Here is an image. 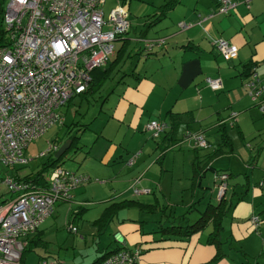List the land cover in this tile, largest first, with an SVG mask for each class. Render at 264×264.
I'll use <instances>...</instances> for the list:
<instances>
[{
  "label": "crops",
  "instance_id": "0c3cea01",
  "mask_svg": "<svg viewBox=\"0 0 264 264\" xmlns=\"http://www.w3.org/2000/svg\"><path fill=\"white\" fill-rule=\"evenodd\" d=\"M166 1L150 0L153 14L148 13V19H144V28L137 27L134 37H131V19L130 31L117 41L116 52L107 66L120 55L118 51L123 46V58L113 67L109 77L113 73L120 74L117 83H123V90L119 94L113 91L106 98L109 110L104 120L100 118L99 127L93 129L97 138L84 155L86 161L91 152L99 147L92 154V163L97 170H73L89 175L90 182L74 190L71 200L56 203L54 214L28 239H41V242H34L33 250L25 254L21 264H29L31 252L38 254L36 264L44 260L57 264H96L105 252L122 248L141 250L134 264H264V111L249 95L246 85L249 77L245 74L246 65H254L264 85V0H235L237 6L228 14L217 11L218 0H179L173 9L162 16L160 7ZM131 4L132 0H128V8ZM182 22L191 26L183 28L180 26ZM221 38L238 46L236 58L226 60L220 55L214 44ZM159 39L165 42L155 45L152 50L142 44ZM134 42H137V46L134 45L137 62L135 58L131 59L134 50H130V47ZM207 77H221L223 88L212 90L206 83ZM111 96L115 98L110 104ZM89 97L79 96V102ZM151 120L165 121L169 125L168 131L172 124L179 125L177 131L169 135L175 142L164 151L161 144L164 140L161 138L165 134L157 139L151 136V151L143 154L141 150L134 154L130 146L139 144L145 148L149 145L143 135L149 133L146 126ZM221 124L226 126L232 151L213 156L216 148L223 143L219 131ZM76 128L79 127L74 126V131ZM188 130L204 134L209 147L194 149L184 134ZM126 137H129L127 141ZM197 158L202 165L207 164V169L201 181L192 188L193 162ZM153 162L159 166L156 180L144 178V174L120 179L127 177L124 174L127 171L134 172L141 167L143 171L140 174H146ZM177 164H181L182 169L174 176ZM220 172L229 174L223 196L229 208L223 220L224 230L219 248L209 243L212 231L210 224L189 236L157 232L160 223L174 221L176 225L191 224L200 217L209 203L218 204L217 173ZM209 173L213 174L210 186L204 185L203 180ZM168 175L172 176L169 180ZM93 176H99L103 181L96 185L92 182ZM175 181L184 186L187 184L183 194L190 195L188 201H172L171 196L179 191L174 193L171 187L165 189L164 185L172 186ZM122 183H125L123 189L116 186ZM134 185L148 188L151 193L137 196L133 192ZM208 194L215 197L216 201L213 202L211 198L202 209L197 204ZM123 199L148 204L157 199L165 213L151 214L136 208L139 211L136 217H130L129 214L122 217L121 213L128 210L124 209L105 229H99L94 221L110 203ZM88 203L94 204L98 210L93 219L87 220V224L84 221L79 227L83 220H80L85 211L83 209H86ZM178 204L184 208L181 213L177 212ZM192 211L197 213L193 221L191 217L195 214L190 215ZM142 213L147 216L143 218ZM65 214L67 225H78L76 232L68 228L69 233L80 234V241L85 245L91 244L88 256L91 261H85L83 254L77 256L76 253L69 259L54 256L49 261L48 254L39 252L41 249L47 251L49 246L45 240L47 228L57 224ZM254 217L261 220L258 228L252 224ZM109 228L113 238L106 236L105 239L103 234ZM72 239V246H76L77 237L73 236Z\"/></svg>",
  "mask_w": 264,
  "mask_h": 264
},
{
  "label": "built area",
  "instance_id": "2783aa9c",
  "mask_svg": "<svg viewBox=\"0 0 264 264\" xmlns=\"http://www.w3.org/2000/svg\"><path fill=\"white\" fill-rule=\"evenodd\" d=\"M127 1L116 0L117 5L106 15L107 0H8L4 13L6 43L0 46V162L5 167L28 164L25 150L29 144L64 122L59 110L83 94L92 81L93 70L105 67L114 56L116 42L131 28ZM218 3L221 14L237 6L235 0ZM180 26L187 28L191 24L182 22ZM164 42L148 40L146 45L152 50ZM214 45L226 60L238 56V46L226 39ZM206 83L214 91L223 88L221 77H207ZM246 85L251 98L264 111V85L255 68ZM167 129V123L160 120H151L146 126L154 139ZM185 137L194 148L206 149L210 145L202 133L186 132ZM59 148L50 143L41 156ZM217 178L221 199L229 174L220 172ZM90 180L89 175L62 165L51 170L43 185L8 176L5 183L17 197L0 205V264H21L28 239L54 214L56 203L71 200L73 191ZM133 192L139 196L151 190L134 185ZM260 223L258 217L252 218L255 228ZM70 229L76 230L73 226ZM140 254L141 250L122 248L102 264H134ZM41 264L57 263L44 260Z\"/></svg>",
  "mask_w": 264,
  "mask_h": 264
},
{
  "label": "rangeland",
  "instance_id": "374dc122",
  "mask_svg": "<svg viewBox=\"0 0 264 264\" xmlns=\"http://www.w3.org/2000/svg\"><path fill=\"white\" fill-rule=\"evenodd\" d=\"M8 0H4V4L3 6L6 8V4H7ZM117 5V2L115 0H108L105 6V14L108 15L110 9ZM125 8L127 9L128 13H130V19H132L133 22V28L130 31V35L131 37H134L135 35V31L137 29V27L140 29H143L144 26H142L145 21L144 19L147 18L148 19V13H152L153 14V7L152 4H150V0H132V4L131 7L128 8L127 4L125 5ZM152 18V16H151ZM140 29H139V33H140ZM146 30V28H145ZM119 42H116V45L118 46ZM141 44V43H139ZM142 44L146 45V42H143ZM134 45L137 46V42H134L130 47V50H134ZM136 51L134 50V53H132V57L131 59L135 58V62H137V58H136ZM113 73V75L111 76V78H109L107 81H105V83L100 86V88H98L95 92V96L90 95V97L88 98V100H83V102H79L80 98H75L73 100V102L70 104V106H65L62 107L59 111L60 113H62L63 116L66 115V117L64 118V122L62 124H56L53 127H51L42 137L34 140L32 143L29 144V146L27 147L26 151V158L28 159V164L25 166H21V165H15L12 167H5L1 162H0V205L5 204L6 202L11 201L12 199L17 197V193H12L10 192L7 184L5 183V180L8 178V176L13 175V174H22V175H27L31 172L36 171L40 164L42 163V161L46 160V158L41 156V153L45 152L48 148L49 145L51 143V139L54 138L55 136H63L65 130H66V126H68L72 121L75 122H79L80 127L82 128L81 132H79V128H76V132L79 134H81V139L80 142L78 144L79 150L78 148H72L71 150H69L62 158L61 161V165L66 168L69 169L71 171L73 170H78L79 171H84V169H91V170H97L95 168L96 165L94 163H92L94 161V155H92L93 153H95V151L99 148L98 146L95 148V150H93V153L91 152V155L89 157V159H86V161H84V155L86 153V151L88 149H90L92 143L96 140L97 135H96V131H94L93 129L96 127H99L100 124V118H103L104 120V116L107 113V111L109 110V103H107V97L110 96L112 94V92L114 91V93H121V91L123 90V83H121L120 85H118V80L120 79V74H116ZM118 75H120L118 77ZM115 98V96H111L109 99L110 104L113 102V99ZM107 100V101H106ZM105 103V104H104ZM77 114V116L75 115ZM100 115V117H98ZM76 116V118H75ZM98 117V118H97ZM75 118V119H74ZM98 120V121H97ZM90 125L89 127L86 126ZM145 133V132H144ZM143 133V134H144ZM142 134V133H141ZM144 140H147L149 145L145 146V148H142V146H139V144H136V146H130L129 149L131 151L134 152V154L139 153L141 150L143 151L142 153L144 154V152L147 154L149 151H151L152 146V141L151 140V134H147V135H143ZM129 139V137H126V141ZM101 140V139H99ZM83 147V148H82ZM137 156V155H136ZM135 157V156H134ZM132 160V158L130 159ZM154 160V157H153ZM148 164V163H147ZM151 165L152 168L145 174V172H141L143 171L142 167L137 168L136 166V170L133 172V174H130L132 172L127 171V173H124L125 175H127V177L125 178H120L121 180H125L128 179L129 176H134V175H142L144 174V178H147L149 180H156L158 177V171H159V166L156 163H152ZM178 168L175 169V175H177V173H179V170L182 169V165L177 164ZM83 166V168H82ZM124 164L122 163L121 168H123ZM180 168V169H179ZM138 173V174H137ZM47 174H50L47 173ZM173 175V174H172ZM97 177V178H96ZM172 176L168 175V180L171 179ZM49 178V175H48ZM92 182L94 184H98L99 181H103L100 179L99 176H93L92 177ZM204 180V185H212L213 182V174L209 173L207 174V176L203 179ZM138 182V181H137ZM167 182V181H166ZM177 181H175V183L172 184V186L169 184L168 186L165 184V189H169L171 187L172 191L175 193L176 191H179L176 194H173L171 196V199L173 202H181L182 200L184 201H188L190 198V195L188 194H183V189L184 187H187L185 184H181V183H176ZM150 184V183H149ZM152 185V187H154V184H150ZM117 187H122V189L125 186V183L122 184H116ZM154 189L156 190L157 187H154ZM127 196H129V194H126ZM150 198V196H147V198ZM212 198V201L215 202V197H210V195L208 194L207 197H205V199L201 202L198 203L197 205L200 206V208L204 209L205 205L207 202H209V200ZM146 199V198H145ZM87 206L85 207L86 209L84 211V214L81 216L80 220L83 218V220L80 221V225L79 227H81V224L85 223L87 224V220H91L93 219L96 215V209L94 204H86ZM89 206V207H88ZM177 207V212L181 213V211H183V206L181 204L176 205ZM130 212V213H129ZM126 214H129L130 217H136V215L139 214V211L136 208H130L128 209L126 212H122L121 216L124 217ZM195 214L193 216V218L191 217V221L194 220V217L197 216L196 211H192L190 213V215ZM188 215V216H190ZM141 216L143 218H145V216H147L146 214L142 213ZM196 219V218H195ZM79 221V219H78ZM195 221V220H194ZM71 225H67V221H66V214L64 216H62L57 224L52 225L51 227H48L46 230V236H45V240H47L49 242V246L46 250L41 249L39 252L41 254H48L50 257H47L49 259V261L51 259H53L54 256L59 257L61 259H69L72 258V256L74 255V253L77 254V256H80V254L84 255V260H88L91 261L90 258H88V256H90L89 254L91 253V244L89 245H85L83 241H80V234H71L69 233L68 228L70 229ZM78 228V225L76 224L75 229ZM71 230V229H70ZM77 231V229L75 230V232ZM73 236L77 237L76 239V246H72V242H73ZM113 238V235H111V228L108 229L107 233L103 234V238L106 239ZM30 261L29 264H36L37 262V253L31 252L30 253Z\"/></svg>",
  "mask_w": 264,
  "mask_h": 264
},
{
  "label": "trees",
  "instance_id": "16d2710c",
  "mask_svg": "<svg viewBox=\"0 0 264 264\" xmlns=\"http://www.w3.org/2000/svg\"><path fill=\"white\" fill-rule=\"evenodd\" d=\"M179 0H167L165 2V4H163V6L160 7V15H166L171 9H173L177 4H178ZM4 4V0H0V46L4 45L6 43L5 40V28H4V13H5V7L3 6ZM124 47L122 46L121 49L118 51V53H120L119 56H117L111 63L109 66H105L102 68H96L95 70H93L92 72V81L88 87V89L83 93L80 94L78 96L73 97L69 103L66 106H70V104L73 102V100L76 97H87L89 95H92L96 92V90L98 88H100V86H102L105 81L108 80V78L111 75V71L113 70V67L116 66L119 61L122 60L123 58V52ZM253 69H254V65H246V70H245V74L246 77H250L251 74L253 73ZM62 114V113H61ZM63 116V115H62ZM64 117V116H63ZM177 117V116H176ZM168 125V123H167ZM74 126L80 127L79 122H75L73 121L72 123H70L68 126H66V130L63 134V136H55L54 138H52L51 143L52 144H57V145H62L66 140L71 139L72 140V148H80L78 146L80 139H81V134H79V132H81L82 128H79V132L77 133L76 131H74ZM86 126L88 127V125L86 124ZM179 125L177 124H172V126H170V131H168L169 129V125H168V129L165 131V135L161 138L164 141L161 143L163 145V150L165 151L167 148L171 147L174 142L175 139L173 140V137H169L170 133H173L175 131H177ZM221 132V137L223 140L222 146L219 145L213 156H216L218 154L221 153H229L232 151L231 148V143H230V139L228 138L227 135V130H226V126L224 124L220 125V130ZM186 132H191L190 130L186 131ZM186 132L184 134H186ZM198 133V132H196ZM160 139V140H161ZM70 149V150H71ZM196 150L200 149V148H194ZM55 153H49L46 155V157L44 156V158H46V160L42 161V163L40 164L39 168L34 171L29 173L28 175L24 176V177H20L17 174H13L16 180H24L26 182H32V183H36L39 185H43L45 183H47L48 181V175L47 173L51 172L52 169H54L55 167L61 165V161L62 158L57 159L55 157ZM198 158L196 159V161L193 162L194 165V176L192 179V188H195L196 185L198 184V182L201 181V179L204 176V173L207 169V164H201V162L197 161ZM130 208H137L140 211L146 212V213H151V214H156L159 212H163V214L165 213V210L160 208V203L159 200H155L153 203L148 204V203H143L139 200H133V199H123L120 201H116V202H112L110 203L102 212L101 216L96 219L94 221V224L101 230L105 229L108 224L119 215V213L124 210V209H130ZM228 205H227V201L225 200V198H221L218 204H213V203H209L206 207V209L201 213L200 217L194 221L193 223H188L186 225H176L174 221H170V223L168 224H162L160 223L158 226V231L159 233H162L163 235L168 234V235H176V234H180L183 236H189L199 230L204 229L208 224H210L212 226V231L210 232L209 235V243L216 245L218 248L221 245V233L224 230V225H223V220L225 218L226 212L228 210ZM35 243H40L41 239H36L33 240V238L31 240H29L27 242V245L25 246L23 252H22V258L21 260H23V257L25 256V254H27L29 251L33 250V245ZM120 250V249H118ZM118 250H112L109 252H105L104 255L98 259V261L96 262H104V260H106L110 255H112L113 253L117 252Z\"/></svg>",
  "mask_w": 264,
  "mask_h": 264
},
{
  "label": "water",
  "instance_id": "95a60500",
  "mask_svg": "<svg viewBox=\"0 0 264 264\" xmlns=\"http://www.w3.org/2000/svg\"><path fill=\"white\" fill-rule=\"evenodd\" d=\"M72 147V140H66L55 153L57 159L63 157Z\"/></svg>",
  "mask_w": 264,
  "mask_h": 264
}]
</instances>
